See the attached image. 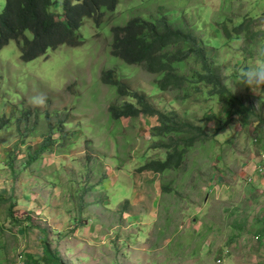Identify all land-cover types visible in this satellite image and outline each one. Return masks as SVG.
I'll list each match as a JSON object with an SVG mask.
<instances>
[{
	"label": "rangeland",
	"instance_id": "374dc122",
	"mask_svg": "<svg viewBox=\"0 0 264 264\" xmlns=\"http://www.w3.org/2000/svg\"><path fill=\"white\" fill-rule=\"evenodd\" d=\"M162 16L202 45L248 123L203 83L163 92L161 74L111 56L112 27ZM78 35L30 62L14 42L0 50V264H45L44 240L62 264H264V90L239 82L264 51V0H118ZM175 68L189 78L199 64ZM107 70L211 138L179 169L139 173L165 157L151 147L168 138L153 136L155 117L111 118L110 106L133 101L100 81Z\"/></svg>",
	"mask_w": 264,
	"mask_h": 264
},
{
	"label": "trees",
	"instance_id": "16d2710c",
	"mask_svg": "<svg viewBox=\"0 0 264 264\" xmlns=\"http://www.w3.org/2000/svg\"><path fill=\"white\" fill-rule=\"evenodd\" d=\"M57 4L56 0H4V8L0 12V50L14 42L19 50L20 60L30 62L60 46H78V29L83 20L89 19L98 27L104 12L114 11L118 0H60L58 6ZM242 28V24L234 27V34L239 35ZM223 31L228 38L231 37L232 33L228 32L226 27ZM111 34V56L127 65L142 66L147 73L161 74L162 77L156 83L160 91L179 90L187 84L203 83L210 87L209 96L225 99L236 107L235 114H239L243 121L249 122L251 112L212 71L202 45L190 33L172 30L164 16L155 21L135 17L123 27H112ZM182 46L187 48L183 50ZM169 48L175 50L169 51ZM190 58L199 64V71H195L189 78L179 76L175 64L184 63ZM100 81L105 85L114 86L119 96L133 101L124 102L118 107L110 106L108 112L112 119L155 117L153 136L168 138V143L154 144L151 147L156 150L164 149L165 157L145 163L138 169L139 173L162 174L167 170L179 169L183 166L185 155L190 148L211 138L200 128L182 122L175 113L164 114L154 109L143 95L137 94L120 82L113 70L101 72ZM178 134L188 138L174 140L170 137ZM51 136L49 134L46 137L44 146L49 145L48 138ZM8 214L10 218L13 217L11 209ZM42 252L39 262L62 264L60 258L50 251L46 240ZM30 261L33 262L34 259L31 257Z\"/></svg>",
	"mask_w": 264,
	"mask_h": 264
},
{
	"label": "clouds",
	"instance_id": "9594fccd",
	"mask_svg": "<svg viewBox=\"0 0 264 264\" xmlns=\"http://www.w3.org/2000/svg\"><path fill=\"white\" fill-rule=\"evenodd\" d=\"M239 82L250 90H264V51L260 53V57L256 60L253 67L241 70ZM34 103L43 105L44 99L38 97L34 100Z\"/></svg>",
	"mask_w": 264,
	"mask_h": 264
},
{
	"label": "built area",
	"instance_id": "2783aa9c",
	"mask_svg": "<svg viewBox=\"0 0 264 264\" xmlns=\"http://www.w3.org/2000/svg\"><path fill=\"white\" fill-rule=\"evenodd\" d=\"M264 157V156H263Z\"/></svg>",
	"mask_w": 264,
	"mask_h": 264
}]
</instances>
